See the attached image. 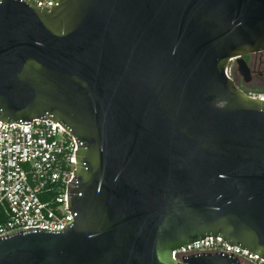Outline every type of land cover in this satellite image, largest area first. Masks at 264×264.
<instances>
[{"label": "water", "instance_id": "obj_1", "mask_svg": "<svg viewBox=\"0 0 264 264\" xmlns=\"http://www.w3.org/2000/svg\"><path fill=\"white\" fill-rule=\"evenodd\" d=\"M264 50V0H0V120L76 139L74 222L0 236V264H239L174 250L221 237L264 259V101L230 79Z\"/></svg>", "mask_w": 264, "mask_h": 264}, {"label": "built area", "instance_id": "obj_2", "mask_svg": "<svg viewBox=\"0 0 264 264\" xmlns=\"http://www.w3.org/2000/svg\"><path fill=\"white\" fill-rule=\"evenodd\" d=\"M50 10L54 0H27ZM239 57L229 59L225 72L238 88L264 101V91L244 85L238 71ZM75 136L58 121L32 119L28 125L0 120V236L14 230L41 227L62 230L74 222L68 204V184L77 170ZM203 253L233 255L239 264H264L258 255L230 246L221 237L186 244L173 251L182 257Z\"/></svg>", "mask_w": 264, "mask_h": 264}, {"label": "flooded vegetation", "instance_id": "obj_3", "mask_svg": "<svg viewBox=\"0 0 264 264\" xmlns=\"http://www.w3.org/2000/svg\"><path fill=\"white\" fill-rule=\"evenodd\" d=\"M245 58L247 59V62L250 67L251 81L254 77L260 78L264 76V50L250 54ZM251 81L249 83L244 82V85L246 87H249Z\"/></svg>", "mask_w": 264, "mask_h": 264}, {"label": "rangeland", "instance_id": "obj_4", "mask_svg": "<svg viewBox=\"0 0 264 264\" xmlns=\"http://www.w3.org/2000/svg\"><path fill=\"white\" fill-rule=\"evenodd\" d=\"M264 87V76L262 77H254L253 80L251 81V84L248 89L251 90H259Z\"/></svg>", "mask_w": 264, "mask_h": 264}, {"label": "trees", "instance_id": "obj_5", "mask_svg": "<svg viewBox=\"0 0 264 264\" xmlns=\"http://www.w3.org/2000/svg\"><path fill=\"white\" fill-rule=\"evenodd\" d=\"M246 59V58H245ZM246 61H247V59H246ZM261 90L262 91H264V87L263 88H261ZM3 220V217L0 215V222Z\"/></svg>", "mask_w": 264, "mask_h": 264}]
</instances>
